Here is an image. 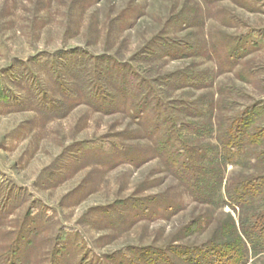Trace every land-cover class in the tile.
<instances>
[{"label": "rangeland", "instance_id": "1", "mask_svg": "<svg viewBox=\"0 0 264 264\" xmlns=\"http://www.w3.org/2000/svg\"><path fill=\"white\" fill-rule=\"evenodd\" d=\"M112 62L175 102L188 146L208 147L264 106V0H0V264H127L141 249L200 246L236 217L191 197L119 96L92 100L116 93ZM208 122L213 138L184 130ZM257 150L225 179L264 174Z\"/></svg>", "mask_w": 264, "mask_h": 264}, {"label": "trees", "instance_id": "2", "mask_svg": "<svg viewBox=\"0 0 264 264\" xmlns=\"http://www.w3.org/2000/svg\"><path fill=\"white\" fill-rule=\"evenodd\" d=\"M111 66L107 73L113 78L116 93L108 101H104L108 96L92 100L111 108V105L117 106L115 97L119 96L122 101L119 105L124 106L125 112L145 132L153 155L169 166L191 197L212 206H227L236 213V217L229 214L225 223H219L200 246L141 249L123 255L128 259L127 264H249L250 258L264 255V174H241L225 179L228 164L249 167V162H257L253 155L257 149L260 152L258 146L264 145V127L258 126L264 116V106L254 105L241 111L214 138L211 122L198 127L184 124V130L191 132L190 137L202 134L214 139L208 147L188 146L189 139L169 114L175 102H162L155 93L144 94V81L123 72V65L117 62ZM83 71L78 69L79 78ZM114 148L111 145L109 151ZM120 149H126L128 158L135 156L131 148ZM260 153L264 156V150ZM140 211L152 212L147 208ZM199 225L193 221L185 231L189 233Z\"/></svg>", "mask_w": 264, "mask_h": 264}]
</instances>
